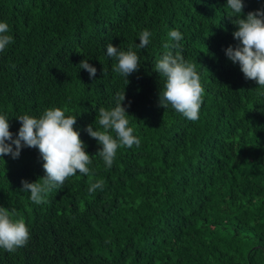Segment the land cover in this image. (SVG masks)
Instances as JSON below:
<instances>
[{
    "label": "trees",
    "instance_id": "trees-1",
    "mask_svg": "<svg viewBox=\"0 0 264 264\" xmlns=\"http://www.w3.org/2000/svg\"><path fill=\"white\" fill-rule=\"evenodd\" d=\"M243 2L242 18L264 8V0ZM226 4L0 0V22L13 36L0 52V115L13 138L18 116L66 107L92 159L90 175L77 172L37 205L22 181L46 175L38 149L0 158V206L30 232L16 252L0 248V264H264V95L225 54L239 43ZM145 29L152 35L140 49ZM171 30L183 39L166 50ZM109 43L137 53L129 83L112 71ZM168 50L196 65L205 90L197 121L159 106L165 80L155 64ZM84 59L95 79L79 68ZM118 91L141 143L118 149L109 169L86 128L97 127L99 108L115 107ZM96 180L103 190L89 194Z\"/></svg>",
    "mask_w": 264,
    "mask_h": 264
},
{
    "label": "clouds",
    "instance_id": "clouds-1",
    "mask_svg": "<svg viewBox=\"0 0 264 264\" xmlns=\"http://www.w3.org/2000/svg\"><path fill=\"white\" fill-rule=\"evenodd\" d=\"M245 4L243 0H227L226 8L228 18L237 26L233 36L239 42L235 47L229 46L225 54L234 64H238L245 79L255 81L258 94L264 95V8L248 12L244 15ZM9 25L0 22V52L13 43V36L9 34ZM150 31L147 29L139 33L140 43L136 47L144 49L150 43ZM170 43H164V49L179 48L183 36L178 30L168 32ZM107 55L116 62L112 71L128 77L139 71V57L131 48L124 51L114 46L107 45ZM80 69L87 70L90 79H95L97 69L84 59L78 65ZM106 70L103 69V73ZM155 72L164 78L163 90L159 95V106L167 109L169 105L188 120L199 119L200 108L203 103L204 88L196 65L187 61L180 51L175 54L168 50L155 64ZM115 107L98 109L94 124H89L87 133L102 147L98 155L107 168H111L117 151L120 148L139 146L140 139L133 134L129 127L127 109L123 106L126 99L125 91L115 94ZM67 108H48L40 117L27 114L20 115L17 119L21 122L18 134L10 131L9 119L0 115V158L11 155L17 159L25 147L38 149L44 163L46 175L36 182L22 181V191L30 193L31 202L40 205L47 202V195L54 188H61L66 179L81 175H90L89 165L92 163L91 155L85 148L86 145L80 138V133L74 129L77 117L66 116ZM112 133H115L113 136ZM104 181L90 182L89 194L103 190ZM16 213L0 206V248L9 253L16 252L20 247L27 245L30 239L29 229L21 218H15Z\"/></svg>",
    "mask_w": 264,
    "mask_h": 264
}]
</instances>
